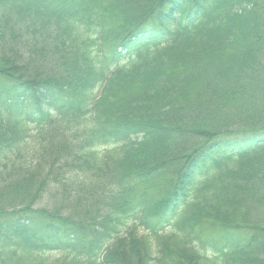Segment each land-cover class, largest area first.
<instances>
[{
  "label": "trees",
  "instance_id": "obj_1",
  "mask_svg": "<svg viewBox=\"0 0 264 264\" xmlns=\"http://www.w3.org/2000/svg\"><path fill=\"white\" fill-rule=\"evenodd\" d=\"M0 264H264V0H0Z\"/></svg>",
  "mask_w": 264,
  "mask_h": 264
},
{
  "label": "rangeland",
  "instance_id": "obj_2",
  "mask_svg": "<svg viewBox=\"0 0 264 264\" xmlns=\"http://www.w3.org/2000/svg\"><path fill=\"white\" fill-rule=\"evenodd\" d=\"M16 198H17V201H19V202H20V201H24L23 196H22L21 194L16 195ZM45 203H46V201H44V203H42L40 200H38V201L34 202V203L31 205V207H34V208L41 207V206L44 205ZM51 203H52V201H51ZM54 204L60 206V205L63 204V203H62L61 200H60V201H56V200H54ZM63 206H64V204H63ZM49 207H50V206H49ZM134 225H137V224L133 223L132 226H134ZM143 232H144V231H143L142 229H139V230H138V233H139V234H142ZM58 255H59L58 253H54V254H52V256L50 257V260L55 259V257L58 256Z\"/></svg>",
  "mask_w": 264,
  "mask_h": 264
}]
</instances>
